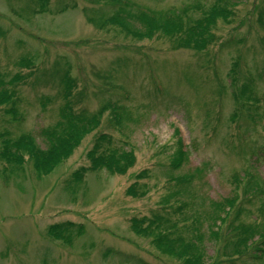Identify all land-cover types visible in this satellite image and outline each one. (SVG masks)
Listing matches in <instances>:
<instances>
[{"label":"rangeland","instance_id":"obj_1","mask_svg":"<svg viewBox=\"0 0 264 264\" xmlns=\"http://www.w3.org/2000/svg\"><path fill=\"white\" fill-rule=\"evenodd\" d=\"M214 4L228 17L210 26L204 50L186 45ZM165 21L179 32H163ZM69 85L75 115L100 111L99 125L48 173L24 150L21 164L4 158L23 136L41 152L52 131L62 136ZM0 94L10 96L0 106V264H183L155 234L175 248L193 243L203 264H264L224 257L234 239L225 243L229 219L214 217L236 197L225 207L240 206L235 224L264 228V0H0ZM180 143L185 159L172 168ZM94 147L132 149L135 165L79 180ZM146 170L137 182L146 195L127 196ZM143 217L160 224L153 236L133 232L131 219ZM53 225L71 242L49 236Z\"/></svg>","mask_w":264,"mask_h":264},{"label":"trees","instance_id":"obj_2","mask_svg":"<svg viewBox=\"0 0 264 264\" xmlns=\"http://www.w3.org/2000/svg\"><path fill=\"white\" fill-rule=\"evenodd\" d=\"M40 11H43L44 8L40 6ZM63 9L61 12H63ZM228 17V12L226 8L220 7L217 4L211 6L208 12H206L202 17L198 18L193 25H191L186 31L183 36V41L186 45L192 46L196 50H204L210 42L209 37V28L211 25H214L216 19L222 18L226 19ZM179 22L177 21H165L161 23L158 27L165 33H175L179 32ZM233 71V70H232ZM67 80L71 81V79L66 76ZM73 82V81H71ZM72 85H69L64 88V97L67 100L65 106L62 109V117L65 119L66 124L62 129V136H57L55 131L50 133L51 140L49 142V146L45 152H41L37 150L36 146L34 145L33 141L29 137H21L20 139L12 143L13 150L7 151L5 150L2 156L8 159V161L17 162L18 164L23 163V158L20 153L21 150L28 152L30 158L33 161L34 169L37 173L45 174L50 172L57 164L65 160L72 151L79 145L81 139L95 129L100 122L101 113L98 111L90 118H81L76 116L73 112L72 108L70 107L69 98L71 96L70 88ZM74 86V85H73ZM246 91H249L247 85H243L240 93L246 94ZM248 94V93H247ZM250 95V93L248 94ZM252 99V98H251ZM10 100V96L8 94H0V106ZM71 100V99H70ZM251 101H257V99H252ZM110 104V103H109ZM110 108H116L117 106L111 105ZM102 108H107V105L103 106ZM12 115H18L17 112L12 108L11 109ZM53 138H55L54 142H52ZM99 141L109 140V137L99 134L98 139ZM110 143V140H109ZM180 150L177 151L175 157H173L171 166L175 168L179 166L183 160L185 159L186 149L183 143H180ZM183 147V148H182ZM254 153V152H253ZM257 154H255L256 156ZM87 157L90 160V165L87 169H81V172L78 176V179L81 180L83 174L87 171H94V170H106L111 175H123L125 174L130 168L135 165L136 159L132 149L124 150L119 147H115L113 149H103L100 152L96 150L94 147L91 151L87 153ZM259 160L264 158V144L263 146L259 147L258 156ZM258 161V159H257ZM146 171H143L135 176V181L131 183L126 189V195L132 198H141L146 195L145 190H139V184H137L138 180L142 179L146 175ZM182 185H186L185 179L180 181ZM236 197L230 199H224L223 203H217L219 207L218 213H215L214 217L216 220H219L221 225L226 224L227 220L229 219V223L227 224V228L229 232H232L229 235V238L225 240V243L228 244L230 241H234V248L229 249L230 253L226 254L223 253L224 257L234 258L247 256L249 258L251 256L252 259L255 261H262L264 260V228L260 232L259 230H255L253 227H248L243 224H235L238 218V209L240 206L232 210H225V207L228 209L234 207ZM181 207V206H180ZM222 213V215H220ZM225 214V215H224ZM224 215V217H223ZM213 219V218H212ZM149 222L147 226H142L144 222ZM67 225H71L66 223ZM72 226V225H71ZM160 224L155 220L149 221L148 218L143 217L140 219L132 218L131 219V227L133 232L137 235H147L153 236L154 232L159 229ZM212 226H216L215 222H212ZM166 227H164L165 229ZM58 229L56 225H53L48 228L47 233L49 236L54 238H62L65 241L71 242V236L66 233V229L56 231ZM80 229L77 228V231ZM221 230L219 227L217 231H212V236H215L216 239L220 238ZM256 235V239L254 236ZM168 236V235H167ZM232 238V240H230ZM153 242H156L158 248H166V250H162L165 253L175 256L178 259H181L183 264H203L204 263V254L197 248L196 245L193 243L187 244L185 247H178L175 248L171 241H167L162 235H154ZM164 242H167L165 244ZM227 246V245H226ZM181 248V249H180ZM224 248V247H223ZM227 249V248H226ZM249 249H251L252 254L249 253ZM139 264L140 261H139ZM143 264V263H142ZM225 264H230L229 260ZM240 264H247L246 261H241Z\"/></svg>","mask_w":264,"mask_h":264}]
</instances>
